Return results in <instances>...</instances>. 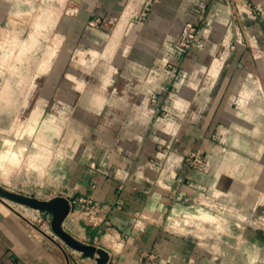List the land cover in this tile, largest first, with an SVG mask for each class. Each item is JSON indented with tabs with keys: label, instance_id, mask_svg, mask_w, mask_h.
I'll return each instance as SVG.
<instances>
[{
	"label": "crops",
	"instance_id": "1",
	"mask_svg": "<svg viewBox=\"0 0 264 264\" xmlns=\"http://www.w3.org/2000/svg\"><path fill=\"white\" fill-rule=\"evenodd\" d=\"M237 1L0 0V181L94 199L65 228L104 226L106 264H264V16ZM51 221L0 198V264H92Z\"/></svg>",
	"mask_w": 264,
	"mask_h": 264
},
{
	"label": "water",
	"instance_id": "2",
	"mask_svg": "<svg viewBox=\"0 0 264 264\" xmlns=\"http://www.w3.org/2000/svg\"><path fill=\"white\" fill-rule=\"evenodd\" d=\"M0 198L51 213V226L58 237L71 248L83 253L85 258L93 259L94 262L92 264H106L108 252L103 247L98 246L96 241L101 236L104 226L96 227L87 240L77 238L65 228V222L69 214L76 207L78 208L75 198L69 199L63 195H58L50 199H41L34 195L13 191L1 183Z\"/></svg>",
	"mask_w": 264,
	"mask_h": 264
},
{
	"label": "built area",
	"instance_id": "3",
	"mask_svg": "<svg viewBox=\"0 0 264 264\" xmlns=\"http://www.w3.org/2000/svg\"><path fill=\"white\" fill-rule=\"evenodd\" d=\"M239 5V9H237V14L240 12V6L246 7L248 9V13L252 16H264V9L254 7L248 0H239L237 1ZM151 7V4L147 5V9ZM253 7V8H252ZM199 28L194 22H187L183 31L177 38V45L184 51L193 46L196 41L198 35ZM156 101V100H154ZM186 162L191 165L192 167H205L208 164V159L204 155V153L200 150L192 151L187 157ZM75 202L77 203L79 212L82 213L83 217L82 220L84 221L85 225L87 223L95 225L101 224L104 221V208L99 206L98 203L92 198H76Z\"/></svg>",
	"mask_w": 264,
	"mask_h": 264
},
{
	"label": "rangeland",
	"instance_id": "4",
	"mask_svg": "<svg viewBox=\"0 0 264 264\" xmlns=\"http://www.w3.org/2000/svg\"><path fill=\"white\" fill-rule=\"evenodd\" d=\"M52 3H50V5H51ZM36 18H37V14H36V16H35ZM47 17H49V16H47ZM47 21H49V19L47 20ZM50 22H52V21H50ZM34 38V37H33ZM35 39H36V37H35ZM32 40H30V42H31ZM31 47H33V45H30ZM22 47V46H21ZM21 47H20V49H21ZM34 48H36L37 49V46H34ZM15 49H16V47H15ZM45 50H46V56L48 55V54H51V55H49V56H47V58L48 57H53V48L51 47V46H49V45H46V48H45ZM31 51V50H30ZM49 63V62H48ZM48 63H46V64H48ZM4 84V83H3ZM2 112V111H1ZM1 113H0V123H1V121H3L4 120V122H5V118H3L4 117V115H2V118H1ZM7 121H8V117H7ZM9 126V125H8ZM14 128H16V127H14ZM18 128V130L19 129H21V127H17ZM12 130V127H6V124H0V150L2 149V148H4V144H5V135H6V130ZM48 133H50V134H52V131H50V130H48L47 129V134ZM47 147V151L48 150H52V148H50L48 145L46 146ZM53 177V176H52ZM52 177H51V174L50 175H47L46 174V178L44 179V181H40V183H41V187H44L45 185H48L49 187H53V185H54V181H53V179H52ZM5 179L6 178V175L5 174H0V180L1 179ZM42 179V178H41ZM36 182H37V180H36ZM0 183L1 184H5V181L4 180H2V181H0ZM50 184H53V185H51L50 186ZM25 185L27 186L28 184L27 183H25ZM12 190V189H11ZM13 191H17V192H22L21 190H14L13 189ZM28 191V190H27ZM54 191H55V189H54V187L52 188V189H49V190H47V192L45 193L46 195H48L47 197H45V195H42L41 197H43V198H41V199H44V198H48V197H50L52 194H54ZM38 192V191H37ZM52 192V193H51ZM72 213L74 214V215H76V216H78V217H81V212H79L78 211V208L76 207L74 210H72ZM66 228H68L69 227V222H67V224H66V226H65Z\"/></svg>",
	"mask_w": 264,
	"mask_h": 264
},
{
	"label": "bare ground",
	"instance_id": "5",
	"mask_svg": "<svg viewBox=\"0 0 264 264\" xmlns=\"http://www.w3.org/2000/svg\"><path fill=\"white\" fill-rule=\"evenodd\" d=\"M10 91V90H9Z\"/></svg>",
	"mask_w": 264,
	"mask_h": 264
}]
</instances>
